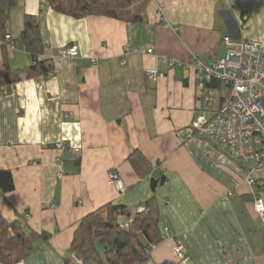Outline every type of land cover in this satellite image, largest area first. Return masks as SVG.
<instances>
[{
    "label": "crops",
    "instance_id": "0c3cea01",
    "mask_svg": "<svg viewBox=\"0 0 264 264\" xmlns=\"http://www.w3.org/2000/svg\"><path fill=\"white\" fill-rule=\"evenodd\" d=\"M25 15L38 18L40 60L54 70L0 88V170L13 182L0 192V217L48 238L17 264H65L82 218L108 203L134 211L150 198L164 238L141 264H264V213L254 211L246 168L191 127L201 112L218 110L229 86L189 69L192 56L223 58L245 40L264 48V0H130L118 18H74L43 0H17L9 41ZM70 45L77 56L60 57ZM6 56L12 70L33 64L17 43ZM148 70L163 76L151 82ZM134 153L147 162L143 175L129 161ZM259 194L264 202V186Z\"/></svg>",
    "mask_w": 264,
    "mask_h": 264
},
{
    "label": "trees",
    "instance_id": "16d2710c",
    "mask_svg": "<svg viewBox=\"0 0 264 264\" xmlns=\"http://www.w3.org/2000/svg\"><path fill=\"white\" fill-rule=\"evenodd\" d=\"M43 1L53 11L74 18L88 16L118 18L119 12L130 4V0ZM16 3L17 0H0V41L3 59L0 88L14 83L20 77L31 79L47 76L54 70L52 60H40L45 45L41 39L36 16L25 15L23 30L16 41H9L6 38L9 14ZM131 21L140 22L142 18L133 17ZM16 43L29 53L33 61L32 65L22 70H12L6 56L9 46ZM129 161L140 175L144 174L143 168H146L147 162L142 155L134 153L129 157ZM163 182L164 177L152 178L150 187L154 190ZM12 189L11 173L0 170V192L6 193ZM47 240L46 236L33 230L24 231L18 221L9 223L0 217V264L19 263ZM162 240L159 214L154 208L153 198H150L134 211L108 203L86 215L74 232L70 250L83 264H141L148 258L152 247ZM68 260L69 258L65 264H68Z\"/></svg>",
    "mask_w": 264,
    "mask_h": 264
},
{
    "label": "built area",
    "instance_id": "2783aa9c",
    "mask_svg": "<svg viewBox=\"0 0 264 264\" xmlns=\"http://www.w3.org/2000/svg\"><path fill=\"white\" fill-rule=\"evenodd\" d=\"M6 38H9L7 36ZM223 43L230 46L229 37ZM59 56L73 58L77 56V47L66 46L59 50ZM96 64V60H91ZM189 69L204 83L223 82L229 86L227 97L213 114L201 112L192 121L195 133L222 147L229 158L240 161L246 168V181L253 191L255 213H264V202L259 190L264 186V179L257 180L255 174L264 172V48L254 40H245L240 45L230 48L223 58L200 60L192 56ZM148 79L155 82L163 74L156 70L147 71ZM66 143L56 145L59 150L66 148ZM77 153L78 149L70 148ZM64 171L60 169L58 176ZM108 184L118 192H123V182L114 173L108 174ZM164 238V237H163ZM177 260L185 257V250L177 243L173 250ZM68 264H83L75 255L68 256Z\"/></svg>",
    "mask_w": 264,
    "mask_h": 264
},
{
    "label": "rangeland",
    "instance_id": "374dc122",
    "mask_svg": "<svg viewBox=\"0 0 264 264\" xmlns=\"http://www.w3.org/2000/svg\"><path fill=\"white\" fill-rule=\"evenodd\" d=\"M262 106H263V108H264V100H262ZM100 250H101V249H100ZM100 250H99V251H100Z\"/></svg>",
    "mask_w": 264,
    "mask_h": 264
}]
</instances>
